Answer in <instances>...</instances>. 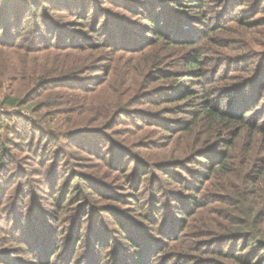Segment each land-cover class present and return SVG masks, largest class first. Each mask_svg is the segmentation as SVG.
Listing matches in <instances>:
<instances>
[{
  "label": "trees",
  "instance_id": "obj_1",
  "mask_svg": "<svg viewBox=\"0 0 264 264\" xmlns=\"http://www.w3.org/2000/svg\"><path fill=\"white\" fill-rule=\"evenodd\" d=\"M207 3L208 0H0V79L8 80L15 76L20 79L18 83H25L31 90L30 99H22L19 95L24 94V88L10 96L2 94L0 107L6 104L25 107L47 122L48 116L59 114H43L56 105L52 100H47L51 90L83 89L85 94H90L94 90L89 89L90 86L83 88V81L95 80L100 72L105 79L112 74L114 79L117 78L118 85L110 89L101 111L98 110V117L78 120L73 123V130H70L73 131L71 135L86 133L89 138L96 139L98 137L92 135L107 136V132L114 133L115 127L123 124L121 116L128 107L126 97L133 90L149 93V84L163 79L175 83L172 90L162 92L164 98L161 101H151L162 107L161 114L154 116V112L150 110H139L137 113L142 122L151 124V127L166 129L169 136H185L180 154L164 150L163 155L156 156L163 160L153 162L154 154L141 149L154 145L159 147V144L144 146L140 143L137 145L140 152L136 153L132 151L131 140L121 143L120 140H115V144L114 140H109L110 146L96 166V176L72 172L65 178L62 188L67 191L65 198H68L74 188L76 194H72L71 199L79 197L78 202L87 203L84 206L96 203L95 199L111 202L107 210L102 206L101 212L107 213L117 225L116 229H112L102 221H96L93 216H83L81 223L73 227L66 237L72 251L71 260L75 259L76 251L83 249L80 257L75 259V264H169L175 259L177 252L172 250L178 248L170 241H177L178 236H169V231L165 229L169 226L168 223L157 227L162 217H153L141 205L143 196L140 193L144 195L150 192L156 197V194L165 189L163 194L168 191L170 196L175 195L155 177L154 169L161 171L166 177L171 174L175 181H195L186 186L193 188L190 192H195V207L190 211L187 209L178 212L188 216L187 221L190 219L194 227L189 228L186 233L191 238L189 250H199L200 245L206 246L211 241L219 240L223 246L229 243L228 248L208 247L207 254L201 251L198 256H194L192 252H181L186 257V264H202V259L212 261L213 258L232 261L231 264H264V120L252 121L264 114V72L258 81L253 76L248 79L233 78L234 83L224 85L215 96L219 86H212L219 83V76H216V72L208 73V62L204 55L208 51H205L206 48L199 49L196 45L200 38L195 40L192 36L183 40L190 50L196 51L183 61V71L187 73L185 79L191 83H185L183 87L181 80L184 78L175 77L178 74L172 71H163L156 80L151 78L152 72L166 62L161 56L150 55L153 48L159 44L171 48L181 43V31L176 26L180 20L172 16L171 6L176 5L177 10L189 14ZM200 14L205 16L204 13ZM190 16L196 18L195 14ZM135 17L140 22L135 21ZM141 20L148 21V24H142ZM206 34L205 39L206 36L210 39L208 32ZM244 40L246 39L242 35L236 37V41H241L240 44L245 46L243 51L252 50L253 45ZM212 45L218 50L226 47L218 48L215 43ZM132 58L137 61V65L125 68L127 64L130 66ZM122 60L126 61L124 67ZM235 69L239 72L241 69L246 71V67L241 65ZM224 79L227 80L226 77ZM136 80L142 82L141 89H135ZM105 81H98L97 84L106 86L113 80L109 78L107 83ZM82 94L77 93V103L81 102L78 97L83 99ZM110 96L118 98L116 105L111 106L108 101ZM86 97L87 95L84 102L88 105L87 113H91L93 109H90ZM73 100L72 96H67L64 102ZM163 103H171L174 113L180 115V118H164L170 112L165 110L164 105L167 104ZM260 104L263 110L258 108ZM113 110L114 114L111 115ZM7 119L14 121L15 116L0 114L2 128L8 124ZM49 121L56 125L53 119ZM38 129H35V133L39 131L41 136V128ZM142 129L143 126L139 131ZM49 130L50 135L56 134L53 126ZM96 131L100 134H94ZM119 131V134L127 133L124 129ZM192 134L196 135L191 141ZM170 143L173 141L167 142L163 147H168ZM5 150H8L7 144H3L1 155ZM128 158L130 162L125 165V159ZM132 162L134 165L130 168ZM121 170L125 178L130 172L129 176L135 181L132 187L137 188L134 194V197L138 195L137 201L127 212L140 216L146 222L145 228L135 225L136 222L125 213H119L118 191L103 190L104 181L111 177V173ZM204 173H208L207 177L202 176ZM98 177L103 181L100 182ZM206 182L209 184L204 185ZM106 183L109 185L106 187H111L110 182ZM142 188L146 190L142 192ZM205 192L207 200H198ZM52 200L61 205L59 199L53 197ZM159 203L160 200L154 206L161 207ZM216 203L222 205L216 206ZM67 206L65 207L68 208ZM62 211L63 209L59 213ZM196 218L198 223L194 221ZM83 222H90L85 231L81 227ZM39 225L28 229L31 234L24 233L19 238L10 239L18 241L19 245L0 250L3 264L62 262L66 253L61 255L60 237L63 236H53L54 233L49 229L37 232ZM130 225L132 226L129 227ZM171 228H175L173 222ZM186 236L182 234L183 238ZM33 246L37 247V252L33 251ZM181 246L186 247L187 244L181 243ZM86 252H89L88 255ZM20 253L29 254L31 258H22Z\"/></svg>",
  "mask_w": 264,
  "mask_h": 264
},
{
  "label": "rangeland",
  "instance_id": "obj_2",
  "mask_svg": "<svg viewBox=\"0 0 264 264\" xmlns=\"http://www.w3.org/2000/svg\"><path fill=\"white\" fill-rule=\"evenodd\" d=\"M171 7H169V9L171 8L172 16L180 20V22L178 21L176 23V26L181 31V43H177L171 48H166L164 44H159L153 48L150 55L161 56L166 62L162 67L152 72V80H156L163 71H172L178 74L175 77L179 76L181 79L184 78V80H181L182 86L185 83H191L185 79L187 73L183 71V61L185 58L189 57L191 53H196V51L194 49L190 50V48L183 43V40L192 36H194L193 39L195 38V40L200 38L199 43L196 45L199 49L206 48L205 51H208L204 54L208 62L206 65L208 73L216 72V76H219L217 78L219 83H215V85L212 86L213 88L219 86V90L215 91V96L220 93L224 85L232 82L234 83L232 80L233 78L245 77L248 79L253 76L256 77L257 81L261 80L263 77L262 72H264V0H208L207 5L201 6L202 8L197 9L196 12L189 13L190 15L195 14L196 18H192L188 13L177 10L176 5ZM200 13H204L205 16L202 17ZM134 20L140 22L137 17H135ZM142 24H148V21L144 20ZM203 32H208L210 39H207L208 36H206L205 39L204 36L207 34ZM241 35L246 39L244 42L253 45L252 50L243 51L245 46L240 44L241 41H236V37ZM213 43H215L217 47H226H222V49L218 47V50L212 45ZM125 63L126 61L122 60L123 67ZM129 63L130 66L127 64L125 68H134L137 65V61L133 58ZM239 65L246 67V71H242V69L240 72L237 71L235 68ZM122 66L121 71H123ZM103 77L104 74L100 72L95 77V80L83 81V88L90 86L89 89L94 90L90 94H85L83 89H80L82 91L65 88L51 90L48 93L47 100H52L56 105L47 111L45 110L43 114L45 112L51 114L53 112H58L59 114L48 116L47 122L43 121L41 116H37L36 113L25 107L10 104L0 107V114L4 116H15L14 121H9L7 119L8 124H6L5 128H2V123H0V250L18 246V241L13 242L10 241V239L19 238V235H23L24 233L31 234L28 229L33 225L36 227L40 223L39 231L37 232L41 233L43 230L47 231L49 229L52 234L54 233L53 236H63L60 237L61 255L64 252L66 253L62 258V262L58 264H75V259L80 257L83 249L76 251L74 255L75 259L71 260L70 252L72 251L69 249V243L66 237L72 232L73 227L81 223L80 221L83 216L89 215V218L93 216L96 218V221L100 220V223L102 221L107 227L112 229H116L117 225L115 222H112V219L108 217L107 213L101 212L102 206L104 210H107V206L111 204V202H103L95 199L96 203H92L95 204V206L92 204L84 206L87 203L78 202L77 200L79 197L71 199V197H73L71 195L75 193L74 188L72 192L69 193L68 198H65V193L67 191L62 189L64 187L63 182H65V178L72 172H81L82 174L96 176L94 174L98 170L96 166L100 163V157H102L105 150H108L110 146L108 143L109 140H114L113 144H115V140H120V143L124 142V140H131L132 151L136 153L140 152L139 147H137L140 143L144 146L151 143L159 144V147L154 145L148 149H141L142 151L144 150L154 154L155 157L153 162H161L163 160L162 157H158V159L156 156L160 154L163 155L164 150H172L175 154H180L182 140H184L183 138L185 136H181V134L174 135V137L169 136V133L166 134V129L151 127V124L142 122L137 113L139 110H150L154 112V116H158L162 113L160 111L162 107L151 101H161L162 98H164L162 92L170 91L174 88L173 86L175 83L165 79L153 81L149 84V89L147 90L150 91L149 93L133 90L130 95L126 97V105L128 107L125 109L124 115L121 116L123 124L115 127L114 133L107 132L106 135L109 138L105 135H92L98 137L92 139L89 138V134L86 133L71 135L73 131L70 130H73L74 122L86 117L88 119L91 117H93L92 119L98 117V110L101 111V107L107 100L110 89L118 85L116 81L117 78L114 79L112 74L109 78L113 81H109V78L105 79V77ZM187 77L190 78V76ZM224 77H226L227 80H225ZM19 80L20 79H17L15 76H11L8 80L0 79V97L2 94L10 96L20 88H24V94L19 95L22 99H26L27 97L30 99L31 96L29 95L31 90L25 83H18ZM103 80H106L105 83L109 81L108 85L99 86L97 84L98 81ZM134 84V87H136L135 89H141L142 82L136 80ZM77 93H83V99L78 97L81 100L80 103H77L75 100V97L78 96ZM85 95H87L86 101L89 103L90 109H93L91 113H87L89 109L87 108L88 105H85L84 102ZM67 96H72L74 100L65 103L64 100ZM35 99L36 97L34 96L33 100ZM108 101H110L111 106H113L116 105L118 98L110 96ZM163 104H167L164 105V107H166L165 110L170 112L164 115V118H180V115L174 113V108L170 106L171 103ZM258 108L263 110L262 104H260ZM71 110H73V112ZM112 114H114V110L111 115ZM50 119H53L56 125H52L53 123L50 124ZM262 120H264V114H261L260 117L253 118L252 121L260 122ZM50 126H53L56 134L53 133L50 135ZM141 126H143V129L139 131ZM38 128H41V136H39V131L35 133V129L39 130ZM120 129H124L127 133L121 132V134L124 135L122 136L118 133ZM94 134H100V132L96 131ZM192 135L191 141L196 134ZM171 141H173V143H170L168 147H163L164 144ZM2 143L7 144L8 150H5L4 154L1 155ZM129 146L130 145H128V147ZM83 148L92 149L93 151H85ZM128 162H130V159H125V165H127ZM144 162H146V160H144ZM133 165L134 163L132 162L130 168H132ZM154 174L155 177L162 182L163 186L167 190L175 193V195L170 196L168 191L166 194H163L165 193V189L156 194V197L150 192L144 195L140 193L139 195L143 196L141 205L145 208L147 213L151 214L153 217H162L161 223H159L157 227H161V224L168 223L169 226L165 229L169 231V236L174 238L178 236V239H180H176L177 241L173 243L170 241L178 250L171 249L177 252V255L169 264H186V257L181 255V252H192L194 256H198L201 251L207 254L208 247L228 248L229 243L223 246L222 243L217 240L216 242L211 241V243L206 246L200 245L201 247L199 250H189L188 246L191 244V238L190 236H186V233L189 232V228L194 229V227L190 223V219L187 221L188 216H183L178 212L187 209L190 211L195 207V201L197 200L195 192L189 191L193 188L186 187L188 184H193L195 181L193 182V180H191L187 182L183 179L182 181H180V179L175 181L171 174L169 177H166L157 169H154ZM182 174L187 176L185 172H182ZM129 175L130 172L127 173V178H125L122 170L113 171L110 175L111 177L105 180L106 182H110L111 187H106L109 185L104 181L105 185L103 190L113 189L116 192L118 191L117 193L120 194L118 195L120 202H117L119 213H125L126 216L130 217L129 219L136 222L134 223L135 225L145 228L146 222L140 219V216L136 215L135 212L133 215L127 212L128 209L134 206L138 197V195L134 197L137 188L132 187L135 185V181H133L132 177ZM207 175L208 173H204L202 176L207 177ZM98 179L100 182L103 181L100 177H98ZM176 182H180V184ZM208 184L209 182L204 183V185ZM193 187L196 189L195 185H193ZM145 190L146 188L141 189L142 192ZM205 194H207V192L201 194L198 200L206 199L207 197ZM53 197L59 199L63 207L52 200ZM159 200V204H161L159 206L161 207L156 208L154 205L158 204ZM66 205H68V208L65 207ZM215 205L221 206L222 204L216 203ZM61 209H63V211L60 214L59 211H61ZM115 216L117 217V214ZM194 221L198 223V218ZM172 222L175 228H171ZM88 225H90V222H87V224L83 222L81 224L82 230L85 231ZM185 225L186 227H183ZM131 226L132 225L129 227ZM147 233H149V231H147ZM182 234L186 237L183 238ZM83 238H85V235ZM159 238L161 239V237ZM167 241L169 242V240ZM181 243L184 245L187 244V246L182 247ZM32 249H35L33 251L37 252V247L33 246ZM88 253L89 252H86V255H88ZM19 256L25 259L31 258L29 254L20 253ZM14 258L15 257H13V259ZM1 260L2 259H0V264H3ZM201 262L202 264L232 263V261L218 258H213L212 261L202 259ZM189 264L197 263L191 262Z\"/></svg>",
  "mask_w": 264,
  "mask_h": 264
}]
</instances>
